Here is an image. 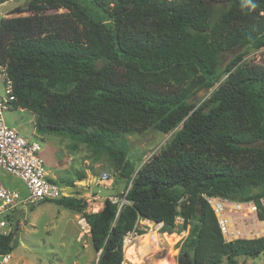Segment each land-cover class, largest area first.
I'll list each match as a JSON object with an SVG mask.
<instances>
[{"label": "trees", "instance_id": "16d2710c", "mask_svg": "<svg viewBox=\"0 0 264 264\" xmlns=\"http://www.w3.org/2000/svg\"><path fill=\"white\" fill-rule=\"evenodd\" d=\"M57 9L65 12L45 14ZM21 12L30 15L0 19L13 108L33 112L40 135L106 153L131 181L125 203L104 198L100 212L83 214L95 264H122L124 237L144 234L139 220L167 235L177 220L189 227L177 264L264 253V236L226 241L204 198L252 203L264 221V64L240 63L264 48V0H29L11 14ZM231 50L241 52L221 66ZM197 90H211L198 107L189 101ZM149 129L175 131L135 171L120 137ZM51 202L76 212L86 205L74 196ZM11 218L0 254L17 239Z\"/></svg>", "mask_w": 264, "mask_h": 264}, {"label": "rangeland", "instance_id": "374dc122", "mask_svg": "<svg viewBox=\"0 0 264 264\" xmlns=\"http://www.w3.org/2000/svg\"><path fill=\"white\" fill-rule=\"evenodd\" d=\"M28 1L7 0L0 3V19L30 15L29 12L11 14L16 7L24 8ZM62 12L65 10H48L45 14ZM240 52L231 50L222 53L220 56L221 66L229 65ZM243 61L264 64V48L246 53L240 63ZM210 92L211 90H197L190 96L189 101L198 107L208 98ZM4 119L6 124L14 128L24 139L30 142L35 141L40 145L39 157L42 159L52 182L58 186H63L67 182H73V185L79 184L77 186L84 188H91L94 185L113 187L121 182L129 184L130 181L120 178L116 170L117 163L106 153L98 152L70 138L38 134L34 127L35 116L33 112L18 107L5 112ZM11 121L14 122L13 126L10 125ZM174 131L168 134H160L149 129L139 134H123L120 140L127 145L126 159L132 164L133 169L137 171L148 162L160 148H163L170 141ZM105 175L109 177L106 181L103 180ZM1 182L5 186L16 189L21 194L25 192L23 184L16 178L4 175L1 177ZM68 194L85 202L83 212L66 209L47 201L37 205L27 204L24 212H19L16 209L11 214L12 223L14 224L18 220L19 225L16 232L17 239L10 253L11 259L8 264L96 263L98 253H95L92 248L90 233L89 231L82 233L78 219L82 218L84 213L100 212L103 208L104 198L97 194L79 192ZM110 199L125 203L122 195ZM262 203L264 207V200ZM224 204H226L224 218H227L229 225L228 233L224 236L226 241L263 236L264 228L262 226L264 224H262L263 221L257 219V210L252 203L240 204V208L237 207L236 203L225 202ZM177 223L179 224L177 231L172 235H167L161 232V225L139 220L137 230L144 232V234L138 235L136 231L128 233L130 234V239L127 241L130 242L128 246L135 247L134 251L132 250L133 253L126 256L125 250L128 246L127 244L126 246L123 245L122 264H177L180 243L189 232V227L182 230L181 220H177ZM10 225L12 227L11 222ZM153 237H156V245L154 246L148 243ZM236 264H264V253L255 258L238 256Z\"/></svg>", "mask_w": 264, "mask_h": 264}, {"label": "built area", "instance_id": "2783aa9c", "mask_svg": "<svg viewBox=\"0 0 264 264\" xmlns=\"http://www.w3.org/2000/svg\"><path fill=\"white\" fill-rule=\"evenodd\" d=\"M15 102L12 81L5 66L0 65V237L8 236L12 232L8 217L16 209L19 210L27 204L37 205L69 196L66 188L58 186L49 177L48 171L39 157L40 145L35 141H27L14 128L6 124L4 113L13 109ZM4 175L18 179L24 186V194L5 186L1 182V177ZM108 179L107 175L103 178L105 181ZM204 198L217 217L219 228L224 237L229 229L227 218H224L226 205L224 203L227 201L212 197ZM236 204L239 207L240 204L245 203ZM78 225L83 234L89 231V225L84 217L78 219ZM262 227L264 228V225ZM129 235L127 234L123 240L124 246L130 239ZM10 259V253L0 254V264H8Z\"/></svg>", "mask_w": 264, "mask_h": 264}, {"label": "water", "instance_id": "95a60500", "mask_svg": "<svg viewBox=\"0 0 264 264\" xmlns=\"http://www.w3.org/2000/svg\"><path fill=\"white\" fill-rule=\"evenodd\" d=\"M130 185L131 181L128 185L124 182H121L119 185H114L113 187H106L105 185H94L91 188H84L82 186L73 185L72 187H68L67 191L68 193L79 192L86 194H97L99 197L103 198L118 197L119 195H122L123 200L125 201V196L130 189ZM99 254L100 252L98 253V256Z\"/></svg>", "mask_w": 264, "mask_h": 264}, {"label": "bare ground", "instance_id": "6f19581e", "mask_svg": "<svg viewBox=\"0 0 264 264\" xmlns=\"http://www.w3.org/2000/svg\"><path fill=\"white\" fill-rule=\"evenodd\" d=\"M155 238H156V237L151 238L150 241H149L148 243L151 244V245H153V246L156 245ZM139 239H141V238H139ZM128 243H130V242H126L127 246L130 245V244H128ZM132 245H133V244H132ZM151 245H150V246H151ZM134 247H135V246H131V247L128 246V247L126 248V250H125V254H126V256H130V255H131L130 253H133V251H134V250H133ZM132 250H133V251H132Z\"/></svg>", "mask_w": 264, "mask_h": 264}, {"label": "crops", "instance_id": "0c3cea01", "mask_svg": "<svg viewBox=\"0 0 264 264\" xmlns=\"http://www.w3.org/2000/svg\"><path fill=\"white\" fill-rule=\"evenodd\" d=\"M16 108H18V107H16ZM16 108H13V109H16ZM13 121H11V123H10V125H12L13 126ZM75 183H78V182H75ZM76 185V184H75ZM77 185H79V184H77ZM107 187V186H106ZM67 189V188H66ZM25 211V207H21L20 209H19V212H24ZM145 221H147V220H145ZM149 222V221H148ZM159 225H162L161 223L159 224ZM258 238V237H257ZM232 239H230V240H228V241H231ZM235 240V239H234Z\"/></svg>", "mask_w": 264, "mask_h": 264}]
</instances>
